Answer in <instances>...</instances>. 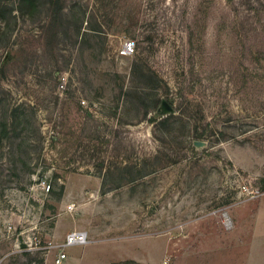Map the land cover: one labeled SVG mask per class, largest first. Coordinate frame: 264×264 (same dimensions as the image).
<instances>
[{
    "label": "rangeland",
    "instance_id": "obj_1",
    "mask_svg": "<svg viewBox=\"0 0 264 264\" xmlns=\"http://www.w3.org/2000/svg\"><path fill=\"white\" fill-rule=\"evenodd\" d=\"M236 3L0 0V264L72 229L78 264L264 262V0Z\"/></svg>",
    "mask_w": 264,
    "mask_h": 264
},
{
    "label": "trees",
    "instance_id": "obj_2",
    "mask_svg": "<svg viewBox=\"0 0 264 264\" xmlns=\"http://www.w3.org/2000/svg\"><path fill=\"white\" fill-rule=\"evenodd\" d=\"M229 7H230V10L231 11H234V17L237 18V23L238 24V28H240V9L239 7L237 6L238 3H236V7L234 8V5H235V0H226ZM238 2H240V0H238ZM56 34V33H55ZM151 37H147V40H150ZM189 43H191V37H189ZM136 68V71L139 73V75L142 77V78H145L148 82H153L155 79L152 77V74H147V75H143L142 74V70L143 68L141 66H135ZM152 73V72H151ZM153 90H156L155 87H153ZM139 103L142 105L141 107L145 110V112H148V108H150L151 106L156 108L158 107V104H161V100L158 99V97L156 98H153L151 99L152 101H149L148 103L146 102L145 103V99L144 98H139ZM150 100V99H149ZM166 102L170 105V107L172 106V102H171V99H166ZM172 108V107H171ZM173 110V108H172ZM16 111L17 110H14L13 111V116H14V120L16 118ZM19 111V110H18ZM175 112V110H174ZM17 113H20V112H17ZM172 113L168 114V115H165V116H161V117H158V121L160 123H166L168 121V119L170 117H172ZM156 119H151V121H155ZM21 122H19L18 120H16L15 122L12 123V129H16L17 126L20 124ZM8 133H9V130H8V123H7V120H6V117H4L1 121H0V141L5 138V137H8ZM27 264H30V261L27 263Z\"/></svg>",
    "mask_w": 264,
    "mask_h": 264
},
{
    "label": "crops",
    "instance_id": "obj_3",
    "mask_svg": "<svg viewBox=\"0 0 264 264\" xmlns=\"http://www.w3.org/2000/svg\"><path fill=\"white\" fill-rule=\"evenodd\" d=\"M263 196H264V194H262L261 196H260V199H259V203L257 204V210H260V212H263L264 213V203H262L261 202V199L263 198ZM73 230V229H72ZM71 231V230H70ZM69 231L68 230H66L64 233H65V235H66V233H68ZM254 236H256V242H260V243H262V249H264V228L263 229H257V231H255L254 232ZM65 235H64V237H65ZM252 237H253V234H252ZM62 243V240H60V242H58V243H56L57 245H59V244H61ZM95 244L94 245V251L96 250V249H98L99 248V243H97V242H95L94 240H92V239H90V241L86 244V245H88V244ZM56 244H54V245H56ZM86 245H83V246H86ZM72 247V248H71ZM74 247H76V246H70V247H67V248H65L66 250L68 249V248H70V249H68V252H67V257H66V259H64L61 263H59V264H78L79 263V261L81 260V259H85L86 261H89L90 259H92V257H93V254H94V252H92V253H87V252H82V251H80V250H75L74 249ZM81 247V246H80ZM54 249L55 250H57V247H54ZM261 250L257 247V248H255V259H253V261L251 260V261H249L248 263L249 264H264V262H263V259H262V257H261ZM91 257V258H90ZM247 260H249V259H247ZM247 262V261H246ZM46 264H50V262L49 263H47V261H46ZM51 264H56L55 262H54V260L52 261V263Z\"/></svg>",
    "mask_w": 264,
    "mask_h": 264
},
{
    "label": "built area",
    "instance_id": "obj_4",
    "mask_svg": "<svg viewBox=\"0 0 264 264\" xmlns=\"http://www.w3.org/2000/svg\"><path fill=\"white\" fill-rule=\"evenodd\" d=\"M135 43L134 41L125 40L121 45V54L122 55H130L134 52ZM90 241V236L87 230L83 229H73L66 233L63 241L59 245H54L57 247V254L54 259L56 264L61 263L64 259H66L67 255L65 252V248L70 246H83L86 245Z\"/></svg>",
    "mask_w": 264,
    "mask_h": 264
},
{
    "label": "water",
    "instance_id": "obj_5",
    "mask_svg": "<svg viewBox=\"0 0 264 264\" xmlns=\"http://www.w3.org/2000/svg\"><path fill=\"white\" fill-rule=\"evenodd\" d=\"M161 108L165 109L167 112L173 111L170 105L165 100H161Z\"/></svg>",
    "mask_w": 264,
    "mask_h": 264
}]
</instances>
